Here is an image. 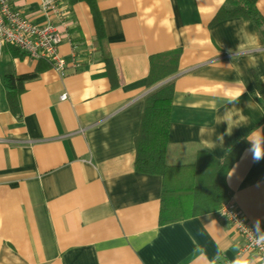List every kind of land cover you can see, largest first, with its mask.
I'll return each instance as SVG.
<instances>
[{"label":"crops","instance_id":"crops-1","mask_svg":"<svg viewBox=\"0 0 264 264\" xmlns=\"http://www.w3.org/2000/svg\"><path fill=\"white\" fill-rule=\"evenodd\" d=\"M56 1L66 11L58 25L63 76L11 45L0 55V264H230L243 241L217 209L158 223L161 177L134 170L133 139L143 96L167 81L173 84L167 164L194 163L202 151L220 159L261 128L264 55L229 53L247 19L209 24L219 0H94L115 68L110 80L92 44L88 3ZM9 2L33 22L49 19L40 0ZM255 5L264 20V0ZM228 21L237 24L225 27ZM247 31L259 36L251 21ZM174 50L176 71L146 86L150 58ZM252 56L256 68L247 66ZM33 72L13 113L3 77ZM236 87L246 91L233 106L226 94ZM230 111L233 131L221 143L228 125L219 121ZM249 146L225 182L229 199L264 229V159L254 161ZM244 253L264 264L256 252Z\"/></svg>","mask_w":264,"mask_h":264},{"label":"trees","instance_id":"trees-1","mask_svg":"<svg viewBox=\"0 0 264 264\" xmlns=\"http://www.w3.org/2000/svg\"><path fill=\"white\" fill-rule=\"evenodd\" d=\"M72 1V0H70ZM91 10L95 26L92 44L101 53L110 80L116 77L115 68L104 40L102 26L94 0H85ZM256 0H225L209 21L213 24L231 17H242L252 22L264 44V20L256 8ZM18 51L15 47H11ZM179 51L174 50L149 61L146 86L166 77L177 69ZM49 64V63H48ZM36 73L5 74L3 83L9 109L17 113L22 81L31 79ZM173 93L172 81H167L143 96V107L139 129L135 135L133 161L134 170L157 174L161 177L158 223L167 224L204 212H215L221 202L231 196L225 182L229 168L237 161L241 151L248 145L246 137L236 141L220 159L205 151L199 152L194 163L167 164L164 151L167 144L169 114ZM264 111V104H263ZM261 127H264V119Z\"/></svg>","mask_w":264,"mask_h":264},{"label":"built area","instance_id":"built-area-1","mask_svg":"<svg viewBox=\"0 0 264 264\" xmlns=\"http://www.w3.org/2000/svg\"><path fill=\"white\" fill-rule=\"evenodd\" d=\"M9 3V0H0V55L3 46L11 45L29 58L48 62L63 76L64 62L57 50L62 42L58 25H63L66 11L56 0H40V7L49 13V19L44 24H38ZM65 97V93L60 95V99ZM217 208V214L231 224L235 232L241 236L243 241L241 250L256 252L264 262V251L258 247H250L254 227L242 210L231 199L221 202Z\"/></svg>","mask_w":264,"mask_h":264},{"label":"clouds","instance_id":"clouds-1","mask_svg":"<svg viewBox=\"0 0 264 264\" xmlns=\"http://www.w3.org/2000/svg\"><path fill=\"white\" fill-rule=\"evenodd\" d=\"M224 2L225 0H219L221 5H223ZM234 24H237V22L228 21L225 24V27H229ZM248 24L249 21L241 20L239 22V26L236 28L235 35L238 41L235 46L236 51H233L232 49L229 50V53L233 59H238V54L241 52L259 53L264 55V45L260 44V38L257 33L247 31ZM247 66L251 68L258 67V62L255 56L251 57ZM262 79H264V77H262ZM245 91L246 88L243 87H236L229 90L226 94V100L228 104L235 106L239 102L240 97L244 95ZM240 120L246 121V118L240 116ZM224 122H226L228 126L225 132L219 134L218 136V139L221 143H223L224 137L226 135L230 136L233 131L234 117L231 114V111L227 116L223 117L219 121V123ZM246 139L250 145L247 149V152L251 154L252 159L257 162L264 159V127L254 129L251 133H249ZM260 225V220H256L254 222V235L250 247H258L264 251V229H261ZM236 249L237 254L230 264H257L256 258H250L249 254H245L243 251L239 250V245H236ZM222 251L224 250L219 249L218 253Z\"/></svg>","mask_w":264,"mask_h":264},{"label":"water","instance_id":"water-1","mask_svg":"<svg viewBox=\"0 0 264 264\" xmlns=\"http://www.w3.org/2000/svg\"><path fill=\"white\" fill-rule=\"evenodd\" d=\"M161 85V83L160 84H157V85H155L154 87H152L150 90H153V89H155V88H157L158 86H160Z\"/></svg>","mask_w":264,"mask_h":264}]
</instances>
